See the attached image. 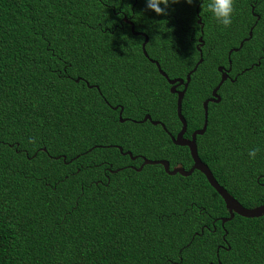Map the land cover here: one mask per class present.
<instances>
[{"label": "trees", "instance_id": "obj_1", "mask_svg": "<svg viewBox=\"0 0 264 264\" xmlns=\"http://www.w3.org/2000/svg\"><path fill=\"white\" fill-rule=\"evenodd\" d=\"M208 3L157 16L145 0H0V264H264V215L221 226L223 202L200 173L136 171L115 148L188 170L187 148L168 137L175 97L148 60L184 80L201 38L180 105L189 138L242 42L195 147L243 208L264 203V0H235L228 28ZM118 105L164 129L117 121Z\"/></svg>", "mask_w": 264, "mask_h": 264}, {"label": "water", "instance_id": "obj_2", "mask_svg": "<svg viewBox=\"0 0 264 264\" xmlns=\"http://www.w3.org/2000/svg\"><path fill=\"white\" fill-rule=\"evenodd\" d=\"M122 20L125 23H128L126 19L123 18ZM196 23L199 25V29L201 30L202 26L199 24L200 20L197 19ZM130 31L131 32L133 31L132 26H130ZM133 35H140V34L139 33H133ZM141 36L143 37V41L140 45V49H141L142 55L144 56V58H146L147 56H146L145 51H144V45L147 42V38L144 35H141ZM247 36H248V38H250V31L248 32ZM197 43L199 44V46L202 45L200 37L197 39ZM241 45H242V42H240L238 44L237 49H233L231 51L236 52L241 47ZM196 50L198 52L199 58H198L197 62L195 63L194 67L191 69V71H189L185 75L184 80L178 79V78L173 79V80H168L166 75L163 72H161V70L159 69L157 63L154 61L148 60L151 64H153L155 66L158 74L162 78H164L165 81L167 82V84L170 86L169 93L174 94L176 96V98H175V115H176V118L180 124V129L174 137L169 136V139L173 145L187 148L189 157L191 159V166L189 167L188 170H184L180 165H175L174 167L169 169L168 163L166 161H163V160L150 161V160L142 159V163L136 169V171H139L141 169V167L144 165H159L162 167L163 172L168 176H174L177 174L181 177H188L193 171L200 173L204 177V179L206 180L207 184L215 191V193L222 200L223 205H224V209H225L226 213L228 214L227 218H220L219 221H220L221 226L223 225V223L229 221L233 217V215H237L239 217L249 218V219L261 217L264 215V203L262 205L252 207V208H243L235 199H233L222 187H220L215 182L214 178L212 177V175H211L210 171L208 170V168L206 167V165H204L202 162H200V160L198 159L197 154H196L195 137L202 135L204 130H205L206 116H207V114H206L207 104L219 102V97L216 95V91L218 90L219 86L227 79L226 73L221 72L220 67L216 68L217 73H220L218 83L211 90L210 97L207 98L206 100H204L201 104L203 121H202V125H201L200 129L193 131L190 134L188 139H184L182 137V135L185 132V122H184V120L180 114V105H181V100H182V97L184 95L185 89H186L187 84L189 82V76L192 72H194L197 65H199L201 63V53L197 48H196ZM231 51L228 52V55L230 54ZM228 64H229V61H228ZM233 80H234V78L231 81H233ZM75 82H77V80H75ZM179 86H182L181 91H175V88L179 87ZM145 120L150 122V124L153 126L158 124V125H160V127L162 129H164L163 126L161 124H159L158 122H151V120L148 116H145L141 120V122H144ZM117 150L119 153H121V149L119 147L117 148ZM121 154L126 155L130 159H132L129 152H125V153H121ZM62 159L64 160V157H62Z\"/></svg>", "mask_w": 264, "mask_h": 264}, {"label": "clouds", "instance_id": "obj_3", "mask_svg": "<svg viewBox=\"0 0 264 264\" xmlns=\"http://www.w3.org/2000/svg\"><path fill=\"white\" fill-rule=\"evenodd\" d=\"M145 2L147 9L153 11L157 16H162L167 15V9L170 4L179 3L180 0H145ZM185 2L191 4L193 0H185ZM234 4L235 0H209L206 10L212 13L218 24L224 28H228L233 23V15L235 12ZM259 152L260 149L258 147L253 148L249 151L248 155L254 159Z\"/></svg>", "mask_w": 264, "mask_h": 264}, {"label": "flooded vegetation", "instance_id": "obj_4", "mask_svg": "<svg viewBox=\"0 0 264 264\" xmlns=\"http://www.w3.org/2000/svg\"><path fill=\"white\" fill-rule=\"evenodd\" d=\"M198 39V38H197ZM197 39H196V45H195V50H196V48L200 51V48L202 47V45L201 46H199V44L197 43ZM196 52H197V50H196ZM198 53V52H197ZM200 53H201V51H200ZM228 57H229V55H228V52H227V67L225 68V67H221L220 66V68H221V72H225L226 73V76H227V79L225 80V81H228V80H231L230 78V63L228 64ZM219 75H218V78H219V76H220V73H218ZM168 79V78H167ZM169 80V79H168ZM171 80H173V79H171ZM219 80V79H218ZM224 81V82H225ZM167 83V82H166ZM168 85V84H167ZM169 88H170V86L168 85V92H169ZM180 88V89H179ZM181 89H182V86H179V87H176L175 88V91H181ZM172 96H174L175 98H176V96L174 95V94H171ZM113 108V110L115 111L117 108H118V112H117V121H119V122H122V121H130V122H132V123H143V122H141V120L145 117V116H148V115H144L143 116V118L140 120V121H138V122H134L133 120H131V119H129V118H127V117H123L122 116V114H123V107L122 106H120V105H118V106H115V107H112ZM149 117V116H148ZM145 121H147V120H145ZM144 121V122H145ZM148 122V121H147ZM151 122H153V121H151ZM150 123V122H149ZM178 132V131H177ZM177 132L175 133V135L177 134ZM185 133V132H184ZM174 135V136H175ZM184 135V134H183ZM183 135H182V137H183ZM170 136V135H169ZM168 136V137H169ZM174 136H171V137H174ZM184 139H188V138H185V137H183ZM116 149L118 148V147H115ZM120 148V147H119ZM125 152H129V151H125ZM125 152H123V153H125ZM122 153V152H121ZM120 153V154H121ZM130 153V152H129ZM122 155V154H121ZM131 155V154H130ZM131 158L132 159H130V160H135L136 158H138V160H139V163H138V167L141 165V163H142V159H145V157H143L142 155H137V156H131ZM145 160H148V159H145ZM151 161V160H150ZM177 165H179V164H177ZM128 168H131V169H134V167H132V166H127ZM171 169V168H170Z\"/></svg>", "mask_w": 264, "mask_h": 264}]
</instances>
